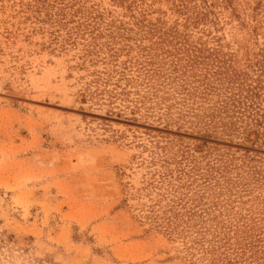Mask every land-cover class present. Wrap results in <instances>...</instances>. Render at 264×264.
Masks as SVG:
<instances>
[{"label": "rangeland", "instance_id": "rangeland-1", "mask_svg": "<svg viewBox=\"0 0 264 264\" xmlns=\"http://www.w3.org/2000/svg\"><path fill=\"white\" fill-rule=\"evenodd\" d=\"M215 231L264 246V0H0V264Z\"/></svg>", "mask_w": 264, "mask_h": 264}, {"label": "trees", "instance_id": "trees-1", "mask_svg": "<svg viewBox=\"0 0 264 264\" xmlns=\"http://www.w3.org/2000/svg\"><path fill=\"white\" fill-rule=\"evenodd\" d=\"M170 227V226H168ZM166 228L170 235H175V229ZM212 238L207 239L205 235L194 238L191 242L202 249V257H206L209 264H264V246H256L248 241V238L237 243L232 248V238H226L220 231L212 232ZM208 246L209 248H207Z\"/></svg>", "mask_w": 264, "mask_h": 264}]
</instances>
